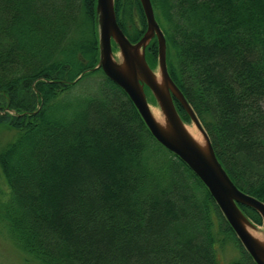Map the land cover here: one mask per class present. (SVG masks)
<instances>
[{
    "label": "trees",
    "instance_id": "obj_1",
    "mask_svg": "<svg viewBox=\"0 0 264 264\" xmlns=\"http://www.w3.org/2000/svg\"><path fill=\"white\" fill-rule=\"evenodd\" d=\"M150 1L170 77L233 183L264 202V0ZM95 7L0 0V126L14 130L0 147L9 239L31 264H221L229 242L231 264H256L204 183L94 68ZM114 12L131 42L146 32L139 0H114ZM145 58L155 68V38Z\"/></svg>",
    "mask_w": 264,
    "mask_h": 264
},
{
    "label": "water",
    "instance_id": "obj_2",
    "mask_svg": "<svg viewBox=\"0 0 264 264\" xmlns=\"http://www.w3.org/2000/svg\"><path fill=\"white\" fill-rule=\"evenodd\" d=\"M139 1L147 29L139 40L131 42L117 24L114 0H96L99 60L94 68H101L110 80L127 93L152 136L187 164L204 183L244 249L256 264H264V243L251 234L248 228L253 229L255 225L238 206L244 204L253 208L264 223V202L240 190L217 159L200 120L168 73L165 36L155 18L151 1ZM152 38L157 42L161 81L156 79L145 59V48ZM112 41L120 51L121 61L113 58ZM144 86L159 104L165 117L164 125L153 117ZM173 98L202 133L205 146H201L187 131Z\"/></svg>",
    "mask_w": 264,
    "mask_h": 264
},
{
    "label": "rangeland",
    "instance_id": "obj_3",
    "mask_svg": "<svg viewBox=\"0 0 264 264\" xmlns=\"http://www.w3.org/2000/svg\"><path fill=\"white\" fill-rule=\"evenodd\" d=\"M112 51H113V58L116 61H121L122 57L120 54V51L117 46H112ZM153 71L155 75L160 78V70L158 67V62L155 68H153ZM149 95L147 94V100L149 103V106L155 107L161 116L163 117L165 121L164 114L159 106V104L156 102L154 96L152 93L149 91ZM2 113V112H1ZM185 126H189L197 131V127L193 124V122L190 120H183ZM14 134L13 129H7L3 126H0V147L5 144L8 140L12 138ZM9 193V188L2 177V174L0 172V201L4 200L7 198ZM253 229L257 232V236L263 235L262 233L264 232V223L261 221V224H256L254 223ZM257 238V237H256ZM260 240V239H259ZM23 253L13 244V242L9 239V236L7 235V230L5 226L3 225L2 221L0 220V264H31L30 262H27L24 259V256L22 255ZM217 255L220 260L221 264H231L232 261H234L238 255L239 252L235 248L233 243H227L224 246H222L221 249L217 250Z\"/></svg>",
    "mask_w": 264,
    "mask_h": 264
},
{
    "label": "bare ground",
    "instance_id": "obj_4",
    "mask_svg": "<svg viewBox=\"0 0 264 264\" xmlns=\"http://www.w3.org/2000/svg\"><path fill=\"white\" fill-rule=\"evenodd\" d=\"M156 79L158 81H161V78H158L157 76H156ZM149 108H150V111H151L153 117L160 124L164 125L165 121H164L163 117L161 116V114L159 113V111L155 107H152V106H149ZM185 128L187 129L189 134L193 137V139H195V141H197L201 146H205V139H204V136L202 135V133L200 131H197V130L189 127V126H185ZM248 229L253 236L257 237L258 239H260L264 243V232L262 233L263 235H259V237H258L257 232L254 229H252V228H248Z\"/></svg>",
    "mask_w": 264,
    "mask_h": 264
}]
</instances>
